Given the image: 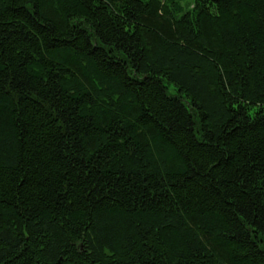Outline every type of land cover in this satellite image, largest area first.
Listing matches in <instances>:
<instances>
[{"label": "trees", "instance_id": "1", "mask_svg": "<svg viewBox=\"0 0 264 264\" xmlns=\"http://www.w3.org/2000/svg\"><path fill=\"white\" fill-rule=\"evenodd\" d=\"M0 264H264V0H0Z\"/></svg>", "mask_w": 264, "mask_h": 264}]
</instances>
